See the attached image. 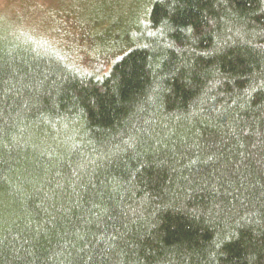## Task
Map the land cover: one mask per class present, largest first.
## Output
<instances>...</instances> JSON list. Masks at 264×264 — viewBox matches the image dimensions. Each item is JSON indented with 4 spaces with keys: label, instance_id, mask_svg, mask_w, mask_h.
Returning a JSON list of instances; mask_svg holds the SVG:
<instances>
[{
    "label": "trees",
    "instance_id": "16d2710c",
    "mask_svg": "<svg viewBox=\"0 0 264 264\" xmlns=\"http://www.w3.org/2000/svg\"><path fill=\"white\" fill-rule=\"evenodd\" d=\"M131 1L0 24V264H264V0Z\"/></svg>",
    "mask_w": 264,
    "mask_h": 264
},
{
    "label": "rangeland",
    "instance_id": "374dc122",
    "mask_svg": "<svg viewBox=\"0 0 264 264\" xmlns=\"http://www.w3.org/2000/svg\"><path fill=\"white\" fill-rule=\"evenodd\" d=\"M131 2V0H127L125 4L130 5ZM105 3L110 5L113 3V0H106ZM57 6V0H0V24L21 20L22 15L27 19L29 26H38L44 16L47 13L49 14L50 11H55ZM130 13L131 10L128 9L125 15H130ZM58 17L63 21H67V24H71V21H73L72 17H68L67 19H64L61 15ZM47 29L48 27L45 31Z\"/></svg>",
    "mask_w": 264,
    "mask_h": 264
}]
</instances>
